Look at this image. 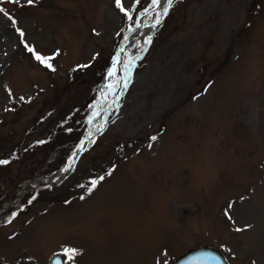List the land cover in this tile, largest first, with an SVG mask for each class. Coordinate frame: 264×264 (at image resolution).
<instances>
[{
    "label": "rangeland",
    "instance_id": "1",
    "mask_svg": "<svg viewBox=\"0 0 264 264\" xmlns=\"http://www.w3.org/2000/svg\"><path fill=\"white\" fill-rule=\"evenodd\" d=\"M122 3L131 20L115 0H0L25 34L0 13V160L61 121L89 143L0 164V264H172L201 246L264 264V0H173L155 28L151 0Z\"/></svg>",
    "mask_w": 264,
    "mask_h": 264
},
{
    "label": "snow or ice",
    "instance_id": "2",
    "mask_svg": "<svg viewBox=\"0 0 264 264\" xmlns=\"http://www.w3.org/2000/svg\"><path fill=\"white\" fill-rule=\"evenodd\" d=\"M12 2L13 3H16V2H18V0H12ZM33 2H34V0H27V3L30 4V5ZM135 2L136 3H139L140 0H135ZM115 3H116L117 8H119V10L121 12H124L125 16L129 20H131L132 19L131 9L126 8L124 6V4L122 3V0H115ZM172 6H173V0H166V3H164L163 5L161 4V0H151V3L146 8H144V10L141 13V15H145V14H147V13H149V12H151V11L157 9V8H160L161 10L156 12V15H155V18H154V23L152 24V27L155 28L156 26H158V25L161 24L162 17L163 16H166L168 14V12H169V10H170V8ZM0 13H3L6 17H8L10 20H12V22L14 24L16 23V21L14 20V18H12L9 15V13H7L5 11V9L3 7H0ZM137 25H139V22H137ZM130 30L134 31L135 29H130ZM16 31L19 33V35L21 36V38L24 37L25 34H24V32L20 28L17 27L16 28ZM125 39H127V37H125ZM151 39H152V37L151 36H148L147 39L144 41V43L145 44L151 43ZM25 47L28 49V51L30 53L33 54L34 58L38 62H40L41 64H43L46 68H49L52 71H55V68L50 63V61L54 58V55L55 54H53V56H45V55L41 54L40 52H37L34 47H30L27 43H25ZM117 63H118V61L116 60V58H114L113 59V67L108 70V76L109 77H112V76H114L116 74L115 69H116ZM82 67H86V65L85 66H82ZM125 83H127V81H125ZM109 87H111V86H109ZM21 99H23V97H21ZM95 115H98V113H93V116H95ZM91 119H92V117H89V120L90 121H91ZM152 139L155 140L156 137L153 136ZM83 144H84V141L82 140L81 141V144H80V147L81 148L83 147ZM73 156H75V153L73 154ZM7 163H9V161H7V160H0V164H7ZM72 163H73V159L70 157L69 158L68 165L65 167L64 171H68L72 167ZM109 174H111V173H109ZM103 179H104L103 176L99 177V180H103ZM97 183H98V180H95V179L91 182L92 187L89 188V191L90 192L92 191V188H94L97 185ZM32 199H35V197H33ZM31 202H32L31 200L28 201V203H31ZM12 215L15 216L16 213H13ZM229 218H231V217H229ZM240 230L241 229H237V231H240ZM64 252L68 256V258H69L70 261H74L75 256L78 255V253H79V250L76 249V248H65L64 249ZM192 259L194 261L197 260L196 257H193ZM207 261H216L217 264H218L219 258L218 257H215L212 254H209L207 256Z\"/></svg>",
    "mask_w": 264,
    "mask_h": 264
},
{
    "label": "trees",
    "instance_id": "3",
    "mask_svg": "<svg viewBox=\"0 0 264 264\" xmlns=\"http://www.w3.org/2000/svg\"><path fill=\"white\" fill-rule=\"evenodd\" d=\"M10 22H12V20ZM13 26L16 29V23H13ZM85 132L86 131L83 130L82 121L75 127L67 126L66 122L61 121L60 124L53 128L52 132L46 138H43L41 140L36 139L35 141H32L28 144L29 146L27 148L22 150V152L20 153L17 152L18 155L13 156L12 158H10V160L7 161H16L18 163L19 161H22L23 165V163L26 162V160L29 158L33 159L35 162L41 161L43 163L48 155H52L59 148H62L60 153H62V151H65V149L69 148L71 145L77 148V146L80 145L81 141L84 139ZM40 148H42L43 154H40ZM73 154L74 153L72 152V150L68 149L66 155L63 158L64 161L62 163H59L57 167L59 169L63 168L69 162V158H72ZM37 156L38 158H36ZM50 188L51 187L48 186L46 187V189ZM30 196H35V194L29 193L26 199H24V203Z\"/></svg>",
    "mask_w": 264,
    "mask_h": 264
},
{
    "label": "water",
    "instance_id": "4",
    "mask_svg": "<svg viewBox=\"0 0 264 264\" xmlns=\"http://www.w3.org/2000/svg\"><path fill=\"white\" fill-rule=\"evenodd\" d=\"M209 254L217 255L219 257L220 263L219 264H228L225 257L215 248L211 247H200L197 249H194L184 255L182 258H180L175 264H206L205 261L207 259V256ZM214 255V256H215ZM63 255L61 253L55 254L50 259V264H65V259L62 257ZM196 257L197 260H193L192 258Z\"/></svg>",
    "mask_w": 264,
    "mask_h": 264
},
{
    "label": "bare ground",
    "instance_id": "5",
    "mask_svg": "<svg viewBox=\"0 0 264 264\" xmlns=\"http://www.w3.org/2000/svg\"><path fill=\"white\" fill-rule=\"evenodd\" d=\"M137 31H138V29H136V31L134 32V34H133V36H132V39H133V40H134V38H136ZM130 46H131V45H130ZM123 56H124V53L121 52V54H120V58H119L120 62L122 61Z\"/></svg>",
    "mask_w": 264,
    "mask_h": 264
}]
</instances>
